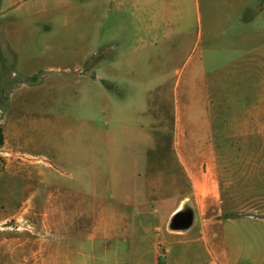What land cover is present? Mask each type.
Masks as SVG:
<instances>
[{
    "label": "rangeland",
    "instance_id": "obj_1",
    "mask_svg": "<svg viewBox=\"0 0 264 264\" xmlns=\"http://www.w3.org/2000/svg\"><path fill=\"white\" fill-rule=\"evenodd\" d=\"M197 1L191 0L192 27L176 31L181 40L174 50L166 41L157 54L146 52L137 38L131 47L115 45L108 37V19L102 20L99 29L93 24L91 10L80 13V27L75 24L69 33L55 24L52 54L56 69L47 78L49 118L32 127L31 134L40 142L23 152L40 161L35 169L43 181L79 201L80 188H93L102 201L88 197L82 207L104 208L113 193L110 185L125 176L118 172L128 173L140 165L183 169L173 148L172 131L167 130L179 111L193 132L189 136L192 150L197 155L217 156L210 165L221 185L228 219L220 243L227 264H264V78L258 72L248 77L257 68L253 55L246 54L252 47L242 42L245 34L253 35V23L243 30L238 13L227 23L228 0ZM122 52L129 57L126 63L139 72L137 77L115 79L110 75L112 70L124 69L125 62L118 61L115 67L112 61ZM157 72H163V77H157ZM201 77L208 85L205 92L196 87ZM20 80L15 79L17 90ZM8 90L10 87L0 93V124L7 111ZM156 149L165 151V159L152 156ZM6 158L8 161H0V169H24L32 164L29 159ZM27 174L3 179L4 185H10L8 192L15 205L34 194ZM164 184L171 182L165 180ZM188 194V188H181L175 191V198ZM162 215L163 209L151 203L147 215L139 219L144 226L141 255L130 254L136 244L122 231L118 233L121 243L113 237L91 243L80 241V231L67 229L63 244L78 252L69 254L72 264H115L118 252L127 258V264H154L155 229ZM87 224L82 222L84 238ZM209 260L205 256L201 262ZM198 262L186 248L174 249L173 261L167 264Z\"/></svg>",
    "mask_w": 264,
    "mask_h": 264
},
{
    "label": "crops",
    "instance_id": "obj_2",
    "mask_svg": "<svg viewBox=\"0 0 264 264\" xmlns=\"http://www.w3.org/2000/svg\"><path fill=\"white\" fill-rule=\"evenodd\" d=\"M227 4V23L234 19L235 13L239 14L243 30L253 23V35L245 34L242 42L252 47L246 54L253 55L257 71L247 75L255 76L258 72V77L264 78V0H228ZM190 7L191 0H90L87 3L80 0H0V93L10 87L7 111L2 120L4 145L0 148V158L5 162L8 161L6 156L32 161L31 167L24 169H0V264H72L73 255L69 257V254L78 255V252L63 244L68 239L67 229L76 230L77 234L80 231V241L85 239L91 243L111 237L121 243L122 237L118 233L126 232L131 244H136L135 252L131 250L130 254L141 255L144 226L139 219L147 215L151 203L163 209L155 229L158 239L154 246L157 249L154 264H167L169 260L173 261L174 249L184 251L186 248L194 259L199 260L197 264H227L220 243L228 219H225L221 185L215 179L214 166L210 165L217 156L216 153L197 155L192 150L189 136L193 132L187 126L188 119L179 111L167 130L172 131L173 148L183 169L140 165L128 173L118 172L125 176L110 185L113 193L104 208L82 207L88 197L102 201L93 188H80L79 201L43 181L42 174H37L35 169L40 161L23 152L24 148L40 142L31 134L32 127L39 121L46 123L49 118L46 113L47 78L56 69L52 54L55 24L59 23L69 33L75 24L80 27V13L91 10L93 24L99 29L104 24L102 20L108 19V37L115 45L131 47L133 39L137 38L143 42L146 52L157 54L166 41L173 44L174 50L181 40L176 31L192 27ZM127 58L122 52L112 59L115 67L118 61L125 62L124 69L110 71L113 78L139 75L126 63ZM176 72L181 75V71ZM155 75L163 77V72ZM15 79H21L19 90L15 89ZM204 79L201 77L196 87L205 92L208 85L206 79L202 81ZM77 83L80 85V79ZM152 156L157 160L165 159V151L156 149ZM26 172L34 194L15 205L8 192L10 185H4L3 179ZM165 180L171 185H165ZM181 188H188L189 194L177 200L175 191ZM188 212L193 215L192 225L184 230L173 229L174 217ZM85 221L88 224L84 238L81 232ZM12 226L16 228L12 229ZM90 253L93 255L95 248ZM108 253L109 249H106L105 254ZM117 255L120 258L115 264L128 263L124 262L127 258L120 252ZM205 256L210 260L203 263L201 260ZM83 257L80 249V258Z\"/></svg>",
    "mask_w": 264,
    "mask_h": 264
},
{
    "label": "water",
    "instance_id": "obj_3",
    "mask_svg": "<svg viewBox=\"0 0 264 264\" xmlns=\"http://www.w3.org/2000/svg\"><path fill=\"white\" fill-rule=\"evenodd\" d=\"M192 213H180L176 215L172 221V228L175 230L188 229L192 225Z\"/></svg>",
    "mask_w": 264,
    "mask_h": 264
},
{
    "label": "trees",
    "instance_id": "obj_4",
    "mask_svg": "<svg viewBox=\"0 0 264 264\" xmlns=\"http://www.w3.org/2000/svg\"><path fill=\"white\" fill-rule=\"evenodd\" d=\"M0 85H1V69H0ZM4 145V136H3V128H2V124H0V148H2ZM2 159L0 158V161Z\"/></svg>",
    "mask_w": 264,
    "mask_h": 264
}]
</instances>
